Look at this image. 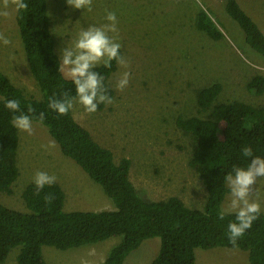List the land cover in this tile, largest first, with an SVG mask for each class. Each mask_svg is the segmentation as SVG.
Wrapping results in <instances>:
<instances>
[{
  "label": "rangeland",
  "instance_id": "obj_1",
  "mask_svg": "<svg viewBox=\"0 0 264 264\" xmlns=\"http://www.w3.org/2000/svg\"><path fill=\"white\" fill-rule=\"evenodd\" d=\"M237 1L264 33V0ZM201 10L221 32L220 40H212L196 27ZM107 11L116 13L120 52L128 67L116 63L107 79L114 93L111 104L89 114L73 99L71 115L97 144L112 152L115 163L121 158L130 160V181L144 201L177 197L188 208L201 210L206 188L188 165L194 139L182 132L176 121L209 116V111L197 106L196 91L212 82L221 85L217 103L239 101L264 107V93L257 95L246 88L251 77L264 76V59L247 46L243 32L225 13L224 0H93L91 12L71 9L66 0H46L58 59L82 28L107 23ZM9 12L8 17L0 16V34L10 40L8 45L0 41V71L27 96L40 99L27 66L15 11L10 8ZM123 71L131 73L130 81L127 88L118 91L115 85ZM33 129L31 135L17 129L18 177L10 195L0 193V203L24 211L23 190L37 172H46L57 177L56 183L65 194V212L114 210L102 189L62 154L45 127L33 122ZM255 187L253 199L264 213V179ZM229 198L228 190L221 208ZM119 240L109 238L65 251L45 246L42 254L46 264H101ZM159 243V238L143 241L123 264H150ZM18 252L19 247L12 248L3 264H16ZM194 253L195 264H248L247 254L238 249H196Z\"/></svg>",
  "mask_w": 264,
  "mask_h": 264
},
{
  "label": "trees",
  "instance_id": "obj_2",
  "mask_svg": "<svg viewBox=\"0 0 264 264\" xmlns=\"http://www.w3.org/2000/svg\"><path fill=\"white\" fill-rule=\"evenodd\" d=\"M28 9L15 12V22L23 46L29 72L37 84L40 99L27 96L0 71V193L10 195L18 177L16 155L17 129L12 113L5 108L7 99L20 101L21 110L34 123L45 127L63 155L73 160L97 184L113 204L114 210H63L65 194L59 184L45 186L36 195L34 182L22 193L24 211L7 208L0 203V264L14 247H19L16 264H46L43 247L60 251L76 249L119 237L101 264H123L126 257L143 241L159 238V249L150 264H195L196 249L230 248L247 254L248 264H264V213H260L252 228L233 247L228 240L227 225L217 213L228 192L224 176L233 167H245L255 156L264 159V107L244 102L217 103L221 91L219 82H212L196 91V103L201 111H209L206 119H177L182 132L193 137L195 147L188 165L195 170L206 188L201 210L188 208L179 198L144 201L129 178L130 160L114 162L110 150L97 144L89 132L75 122L71 112L59 116L48 108V101L74 98L71 80L63 77L54 42L49 30L46 0H25ZM225 13L244 34L247 46L264 59V33L245 12L237 0H224ZM196 27L214 41L221 32L201 10L196 15ZM103 65L94 71L105 78L106 95L114 96L107 79L115 70ZM246 88L257 95L264 93V76L251 77ZM106 105L100 104L97 110ZM31 107L33 112L28 113ZM44 113L43 124L36 119ZM243 146L253 149V157L244 158ZM55 199L45 203L44 196Z\"/></svg>",
  "mask_w": 264,
  "mask_h": 264
},
{
  "label": "clouds",
  "instance_id": "obj_3",
  "mask_svg": "<svg viewBox=\"0 0 264 264\" xmlns=\"http://www.w3.org/2000/svg\"><path fill=\"white\" fill-rule=\"evenodd\" d=\"M69 8L74 10H93V0H66ZM20 13L28 9V3L25 0H2L0 4V16L8 17L9 9ZM107 23L95 26L90 25L82 28L78 33L71 47L65 46L60 51L59 69L64 73L67 79L71 80L75 89L73 99L91 114L94 113L100 104L109 105L113 102L110 95L105 92V78L94 71L98 66L103 65L110 68L112 62L122 68L128 67V61L121 54V44L118 42V19L116 13L107 11L105 15ZM110 33L114 35H109ZM0 41L4 45L10 44V40L3 34H0ZM131 73L123 71L116 81V89L123 91L129 85ZM5 108L15 113L12 116L13 126L21 132L29 135L33 134V118L24 114L21 110L20 101L17 99H7ZM48 108L59 116H64L73 108V100L66 101L50 99ZM34 109L28 107L27 112L31 113ZM39 123L44 122V113H41L36 119ZM244 158L253 157V149L250 146H243L241 149ZM264 179V159L255 156L245 167H233L230 172L224 176L230 192V198L227 203L217 213L219 220H224L227 215H234L235 220L227 225L228 240L233 246H237V241L242 238L246 231L252 228L261 213V204L257 199H253L258 180ZM57 177L49 175L46 172H37L34 176V185L36 195H39L45 186L55 184ZM55 199L51 193L44 196L45 203L50 204Z\"/></svg>",
  "mask_w": 264,
  "mask_h": 264
}]
</instances>
